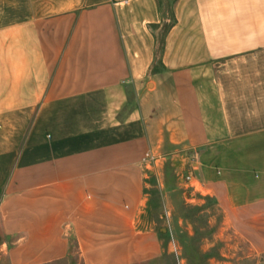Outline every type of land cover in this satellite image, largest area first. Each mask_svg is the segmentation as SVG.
<instances>
[{
    "label": "crops",
    "instance_id": "crops-1",
    "mask_svg": "<svg viewBox=\"0 0 264 264\" xmlns=\"http://www.w3.org/2000/svg\"><path fill=\"white\" fill-rule=\"evenodd\" d=\"M179 149L196 191L264 202V0H0V260L64 259L70 228L129 264L143 158Z\"/></svg>",
    "mask_w": 264,
    "mask_h": 264
},
{
    "label": "rangeland",
    "instance_id": "rangeland-1",
    "mask_svg": "<svg viewBox=\"0 0 264 264\" xmlns=\"http://www.w3.org/2000/svg\"><path fill=\"white\" fill-rule=\"evenodd\" d=\"M169 152L157 166L160 181L152 179L154 166L143 171L147 208L129 233V264H264V202L238 209L225 197L179 185L192 172L191 154ZM65 230L67 257L47 264H85L73 230ZM151 234L158 242L147 245Z\"/></svg>",
    "mask_w": 264,
    "mask_h": 264
},
{
    "label": "built area",
    "instance_id": "built-area-1",
    "mask_svg": "<svg viewBox=\"0 0 264 264\" xmlns=\"http://www.w3.org/2000/svg\"><path fill=\"white\" fill-rule=\"evenodd\" d=\"M162 159L161 155L155 154L151 151H148L144 158H143V164L148 168L150 166H156ZM193 175L190 173L186 177H184V182L189 184L192 188L194 187L192 184L193 181Z\"/></svg>",
    "mask_w": 264,
    "mask_h": 264
},
{
    "label": "trees",
    "instance_id": "trees-1",
    "mask_svg": "<svg viewBox=\"0 0 264 264\" xmlns=\"http://www.w3.org/2000/svg\"><path fill=\"white\" fill-rule=\"evenodd\" d=\"M162 51H163V43L161 44V46L159 47V62L161 60V54H162Z\"/></svg>",
    "mask_w": 264,
    "mask_h": 264
}]
</instances>
